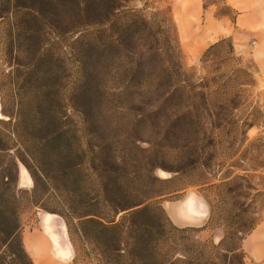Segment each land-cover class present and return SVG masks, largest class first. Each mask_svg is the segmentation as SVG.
Masks as SVG:
<instances>
[{"label": "trees", "instance_id": "trees-1", "mask_svg": "<svg viewBox=\"0 0 264 264\" xmlns=\"http://www.w3.org/2000/svg\"><path fill=\"white\" fill-rule=\"evenodd\" d=\"M133 1L0 0V55L15 72L9 85L0 75L7 117L0 121H17L22 148L12 153L0 130V264H34L22 241L29 204L61 216L68 234L74 226L101 264H245L241 240L257 219L244 216L251 203L238 200L226 175L241 167L228 161L231 143L215 132L247 125L236 116L252 75L230 37L203 51V75L186 70L163 9L148 14L147 0L141 7ZM70 33L77 35L70 40ZM69 51L78 68L73 85L66 83ZM146 132L159 134L151 140ZM17 161L33 180L30 192L17 186ZM155 168L174 172L185 186L223 188L227 231L218 243L181 236L182 253L170 257L177 249L166 244L172 230L201 228L178 227L168 217L159 198L170 180ZM241 170L232 178L247 176ZM38 186L54 191L59 209L33 198ZM258 193L264 209V190ZM238 234L240 244L227 246Z\"/></svg>", "mask_w": 264, "mask_h": 264}, {"label": "rangeland", "instance_id": "rangeland-1", "mask_svg": "<svg viewBox=\"0 0 264 264\" xmlns=\"http://www.w3.org/2000/svg\"><path fill=\"white\" fill-rule=\"evenodd\" d=\"M149 6L146 8V12L149 14L154 10L163 9L164 14H166L169 18L170 24L174 29V34L176 38V43L178 45L180 51V58L182 65L186 70H190L195 72L197 75H203V68L199 61L201 54L203 51L209 46L210 42L214 39V36H209V32L212 31L213 25L208 20L204 19V12L206 10H214L215 17H221L223 15L232 17L233 11L228 8L222 0H147ZM132 6L141 7L142 1L136 0L130 3ZM213 5V6H212ZM77 33H70V40L74 38ZM202 39V41H201ZM200 45V47L196 50L195 46ZM236 52V51H235ZM237 54V53H236ZM241 63L249 69L252 78L253 84L245 88V93L247 95V104L245 107H242L240 111H238L236 120H245V124L242 125V129L239 132H215L223 136L225 140H229L231 143V149H229L228 153V161L231 162L233 160H237V165L241 168H235L232 170H227L226 175H230L231 177V185L232 187H237L236 191L241 193L238 200L244 203H251L250 208L245 213V217L248 221L255 217L257 220L259 219L262 211L264 209L261 208V204L259 202L260 195L259 191L264 190V167H259V163L264 161V74L257 73L254 68V63L249 59L245 58L239 54ZM69 60L68 66H71V77H67L66 83L68 85H73L75 76L77 74V63L74 61V55L69 51ZM6 74V85L11 83L13 79L12 68H9L3 62V57L0 55V75ZM9 81V82H7ZM6 87V86H5ZM95 120V118L93 117ZM3 120H7V117L3 116ZM26 120V119H25ZM28 121V120H26ZM97 121V120H96ZM100 122V117L99 121ZM17 121L14 119L10 121V123H2L0 121V130L5 135L6 142L11 145V152L18 154L20 150H22L20 145V136L16 131H14V127ZM24 123V120H23ZM22 123V124H23ZM91 124V123H89ZM100 124V123H99ZM250 124V125H249ZM87 125H83L82 123L78 126V129L81 132H87ZM38 132V131H37ZM106 132H118L114 129H110ZM21 136L23 135L22 132ZM147 136L152 139H155V136L159 134V132H146ZM228 142V143H229ZM170 144L174 145L175 140L171 139ZM139 145L146 146V143L139 142ZM176 150H170L171 158H175ZM264 163V162H262ZM18 166V174H17V186L20 190H28L29 192L33 188V180L24 166V164L20 161H17ZM247 169L246 175L244 178H237L236 176L232 178L233 174L240 173L244 174L241 169ZM232 171V172H231ZM155 174L164 180H170L163 187L165 189V194L159 198V202L165 209L166 214L168 212L171 213L172 217H174L175 213H180L181 223H187L191 225H184L178 227H198L201 228L198 232L193 231H185L182 233L173 232L167 235L166 244H170L175 247L176 250L170 253L171 258L179 257V253H182V249H180L179 242L181 241V236H183L186 240L191 241L195 237L199 240H208L213 241L211 237L216 235L219 237L215 243H218L225 235H226V221L224 217L226 213L224 212L225 203L222 199L224 195V190L222 188V192L219 187H211V188H203L197 185L185 186L183 182L178 180V175L174 172L164 170L162 168H155ZM219 174H216L215 183L219 182L217 178H221ZM250 186L252 188H250ZM182 191L176 192V189H181ZM197 193L199 195H206L211 203V208L209 203L206 201L208 206V219L207 221L201 222L195 220L190 214V208L188 205L179 206L176 205V201L182 199L188 194ZM204 197V196H203ZM33 198L36 199L39 203H42L43 206H47L50 208H58V203L55 201L56 197L54 191L49 189L45 193V187L38 186L35 189V193ZM201 201L202 199L199 198ZM205 199V198H204ZM206 200V199H205ZM193 203V202H192ZM220 206V207H219ZM191 207V206H190ZM198 207L196 202L193 203L192 208ZM213 210L212 217L210 218V210ZM38 213L41 214L42 223L44 227V231L47 234L48 238H50V243H46L42 246V250L44 251V256L59 259L57 257L63 256L64 259H61L59 264H101L102 259L98 256V253L94 250L91 245L85 243L82 238L81 233L75 229L74 226L70 227V233L68 234L66 225L64 220L63 227L58 221L61 217L57 215V221L50 219L47 217L46 210L39 206L28 205L26 210L21 215V225L23 229H31L34 226L36 227L38 222ZM169 217V215H168ZM170 218V217H169ZM61 222V221H59ZM201 223L203 225H198ZM204 230L203 233H200ZM239 234L236 235L233 239L227 240V246L238 245L239 242ZM174 240L177 243H174ZM166 246V245H165ZM230 258H227L229 261ZM223 261V260H221ZM225 262V261H224Z\"/></svg>", "mask_w": 264, "mask_h": 264}, {"label": "crops", "instance_id": "crops-1", "mask_svg": "<svg viewBox=\"0 0 264 264\" xmlns=\"http://www.w3.org/2000/svg\"><path fill=\"white\" fill-rule=\"evenodd\" d=\"M232 11L235 12L233 18L229 16L215 17L214 10H206L204 19L212 23V31L209 36H214L210 42L223 38L230 37L237 54L249 58L254 63V68L257 73L264 74V0H222ZM213 6V5H212ZM202 41V39H201ZM209 45V44H208ZM200 45H196L197 50ZM0 119H3L0 106ZM201 198L202 201L199 199ZM196 202L198 207L192 208ZM176 205H188L191 216L201 222H206L208 219V206L202 195L191 193L176 201ZM191 206V207H190ZM168 215L172 222L178 226L191 225L181 223L180 213H175L172 217ZM47 217L57 221V215L46 213ZM59 222L63 227L61 217ZM63 223V224H62ZM203 223V224H204ZM198 223L199 226L203 225ZM41 214L38 213V222L36 227L22 230V241L24 248L32 258L34 264H59L63 256L55 258L45 257L42 246L50 243V238L44 231ZM202 230L200 233H203ZM219 237L213 235L211 239L216 242ZM241 250L244 254L245 264H264V211H262L253 229L241 240Z\"/></svg>", "mask_w": 264, "mask_h": 264}]
</instances>
